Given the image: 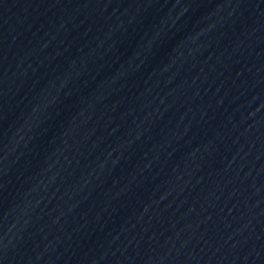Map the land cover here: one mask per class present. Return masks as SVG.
I'll return each instance as SVG.
<instances>
[{
	"label": "water",
	"instance_id": "water-1",
	"mask_svg": "<svg viewBox=\"0 0 264 264\" xmlns=\"http://www.w3.org/2000/svg\"><path fill=\"white\" fill-rule=\"evenodd\" d=\"M0 264H264V0H0Z\"/></svg>",
	"mask_w": 264,
	"mask_h": 264
}]
</instances>
